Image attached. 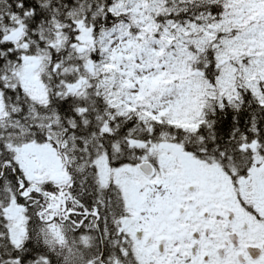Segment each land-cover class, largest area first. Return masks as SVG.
I'll use <instances>...</instances> for the list:
<instances>
[{
	"label": "snow or ice",
	"instance_id": "obj_1",
	"mask_svg": "<svg viewBox=\"0 0 264 264\" xmlns=\"http://www.w3.org/2000/svg\"><path fill=\"white\" fill-rule=\"evenodd\" d=\"M0 264H264V0H0Z\"/></svg>",
	"mask_w": 264,
	"mask_h": 264
}]
</instances>
